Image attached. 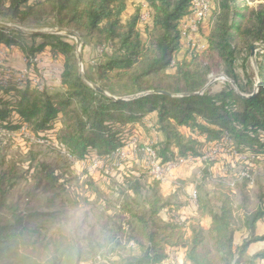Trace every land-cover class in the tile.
Returning a JSON list of instances; mask_svg holds the SVG:
<instances>
[{
  "label": "trees",
  "instance_id": "obj_1",
  "mask_svg": "<svg viewBox=\"0 0 264 264\" xmlns=\"http://www.w3.org/2000/svg\"><path fill=\"white\" fill-rule=\"evenodd\" d=\"M29 1L0 0V22L14 26L51 22L52 27L72 30L93 46H106L100 47L94 57L93 77L86 75L88 80L114 98L145 95L115 101L86 85L76 71V45L70 38L0 28V45H5L0 47L55 59L60 66L59 88L64 91H40L39 84L44 80L35 69L32 78L25 81L0 72V130L25 127L38 139H58L80 161L109 157L127 146L135 138L137 126L145 124L164 136L161 150L152 149L161 166L180 159L189 166L201 163L200 157L210 146H220L222 153L235 152L250 160L264 158V51L256 57L260 83L254 96L251 81L245 78L241 82L234 68L239 47L248 51L255 43L264 46V5L252 10L239 0H211L210 15L197 34L199 37L203 32L205 23L210 25L205 47L190 56L193 49L182 47L178 24L189 14L192 0H143L150 14L144 38L137 30L138 16L121 21L126 0ZM82 44L85 46V42ZM197 56L202 57L200 62ZM220 64L238 91L252 97L239 96L228 83L220 90L208 87L202 95L178 97L199 93ZM50 175L43 176V188H52L53 173ZM1 176L0 264H83L96 259V250L82 248L74 238L60 232L41 234L34 221L43 214L8 206ZM152 179L157 186L161 183ZM131 189L134 195H140L137 185ZM216 193L211 205L197 202L201 213L210 219L212 249L202 247L200 228L190 226L191 236L183 240L182 225L162 218L167 205L154 191L140 208H125L135 224L128 239L137 247L138 255H128L122 263L110 260L115 251L107 250L106 245H99L98 250L109 264H159L171 252L178 255L183 248L190 264H244L242 257L248 247L264 241V236L255 235L257 223L264 219V193L258 209L245 223L248 238L237 247L230 192L219 184ZM256 260L264 261V252L247 264Z\"/></svg>",
  "mask_w": 264,
  "mask_h": 264
},
{
  "label": "rangeland",
  "instance_id": "obj_2",
  "mask_svg": "<svg viewBox=\"0 0 264 264\" xmlns=\"http://www.w3.org/2000/svg\"><path fill=\"white\" fill-rule=\"evenodd\" d=\"M9 1L6 0V3ZM37 1L39 0H30L28 4ZM238 3L255 10L260 5H264V0H239ZM145 12L150 17L143 0H126V10L121 16L123 23L138 16L137 30L143 38L148 34L150 27L141 20ZM51 25L52 23L49 22L42 26L24 24L18 27L50 31L55 28ZM210 28V25L205 23L203 32L194 39V46L199 43L201 45L202 41L205 45L206 34ZM178 29L181 41L184 43L185 35L180 29V24ZM69 31L79 37L76 32ZM83 42L85 46H81L80 50L82 58L84 55L82 70L85 75L93 77L92 70L95 65L93 59L99 54L100 47L106 46H93L81 40V43ZM7 50L0 56V69L17 76L24 68L21 53ZM196 52L198 51L193 49L190 56ZM42 56L39 66L34 68L41 80L42 76L46 75L45 72H49L50 62L55 60L49 55ZM56 56L60 57L58 54ZM196 58H198L197 62L202 59L201 56ZM75 59L78 72V61L77 58ZM234 68L241 82L247 78L252 86H255L257 71L251 61L250 50L246 51L245 48L239 47ZM214 74L209 80L219 75L222 77L213 81L208 87L212 90H220L224 83H228L225 81L223 65L220 64L217 73ZM59 78L60 75L56 72L44 77V86L53 89L52 92L63 93L57 83ZM182 130L187 133L186 130ZM134 135L135 138L131 139L127 146L111 153L109 157H93L80 161L74 159L61 146V141L58 139L44 141L38 139L31 131L28 136L21 130L0 133V174L3 178L1 190L5 195L6 204L20 210L34 209L43 214L34 221L35 226L40 227L41 234L49 236L60 232L66 237L74 238L82 248L96 250V259L83 264H109L108 258H103L102 250H98L99 245H106L107 250L111 248L115 251L113 256L109 257L110 260L119 259V262L123 263L128 255H138L137 247L128 239L130 230L135 224L125 208H140L154 191L158 193L162 203L167 205L161 212L162 218L182 225L180 230L183 240L190 238V226L200 228L203 238L202 247L212 249L213 242L208 234L210 219L206 214L201 213L198 203L195 206L192 204L191 194L196 191L197 202L207 201L211 205L217 195V187L221 184L229 190L232 201L234 245L240 246L248 238L245 223L258 209L259 198L264 193V158L235 159L228 154L219 153L207 163L181 167L175 172L173 179L161 182L157 186L149 172L145 150L147 148L161 150L164 136L152 130L151 124L137 126ZM51 172L54 182L52 188H43L45 181L43 176L47 174L50 177ZM135 185L139 187V196L132 192L131 187ZM255 235L264 236V219L257 223ZM117 240L120 244H116ZM105 251L104 249L103 252ZM163 252H167L166 248ZM260 252H264V241L251 244L243 255L242 262L247 264ZM184 254V248L180 249L179 264H190ZM159 264L172 263L166 257ZM255 264H264V261L256 260Z\"/></svg>",
  "mask_w": 264,
  "mask_h": 264
},
{
  "label": "built area",
  "instance_id": "obj_3",
  "mask_svg": "<svg viewBox=\"0 0 264 264\" xmlns=\"http://www.w3.org/2000/svg\"><path fill=\"white\" fill-rule=\"evenodd\" d=\"M209 14V9L207 7V0H197L192 2V8L189 11V14L187 17L180 22V29L182 33L185 35V42L183 44H186V46H182L184 49L189 50V49H195L197 51H201L204 49V41H202V44L200 43L197 46H194V39L197 37L198 34V29L200 24L207 18ZM150 17L147 15V12L143 13V23H148ZM7 52V49H0V56L4 55L5 52ZM21 61L23 64V69L22 72H19L17 76V80L25 81L27 79H31L33 74H34V68L38 67L40 64V57L38 56H26L24 54H20ZM49 72H45L46 75L42 76V79L47 76H51L53 73H60V67L58 66V63L56 60H52L50 62V68H48ZM0 72H3L0 69ZM43 73V72H42ZM44 74V73H43ZM16 75V74H14ZM44 80V79H43ZM59 83V81H57ZM44 81L43 83L39 84V90L40 91H51L50 89L46 88L44 86ZM21 132L24 135L28 136L27 130L25 127H22ZM0 133H4V131L0 130ZM119 153V152H118ZM121 153V152H120ZM145 153L147 154L148 158V168L151 176L160 182H165L170 179H173V176L175 172H177L181 167L185 166V160H177L174 162H170L164 166H161L158 161L155 152L147 148L145 150ZM222 153V149L220 146H210L207 147L206 150L204 151V154L200 157V162L202 163H207L213 159V157L216 154ZM229 156L235 158V159H241L245 158L244 156H240L236 154L235 152L231 153H226ZM191 201L192 204L195 206L197 203V192L193 191L191 194ZM169 260L171 261L172 264H179V258L178 255L175 253H170L168 255Z\"/></svg>",
  "mask_w": 264,
  "mask_h": 264
},
{
  "label": "water",
  "instance_id": "obj_4",
  "mask_svg": "<svg viewBox=\"0 0 264 264\" xmlns=\"http://www.w3.org/2000/svg\"><path fill=\"white\" fill-rule=\"evenodd\" d=\"M0 28L1 29H4L6 31H15V32H20V33H23V34H28V35H39V34H52V35H59V36H64V37H67V38H70L72 40L75 41V55H76V58H77V61H78V67H79V70H78V75L79 77L82 79V81L88 85L89 87H91L92 89H94L96 92L100 93V94H103L115 101H128V100H131V99H134V98H138V97H141V96H144L145 94H139V95H134V96H130V97H123V98H114L108 94H106L104 91L100 90L98 88L97 85L93 84L92 82H90L88 80V78L86 77V75L83 73V70H82V66H83V62H82V56H81V46H82V43H81V40L79 37L76 36V34H74L73 32L71 31H68V30H62V29H58V28H54L53 30H50V31H42V30H27V29H23V28H20L18 26H14V25H11V24H7V23H4V22H0ZM249 50H250V58H251V61L253 63V66L254 68L256 69L257 71V65H256V60H255V55L256 53L259 51V52H263L264 51V46L263 45H260V44H252L251 46H249ZM220 77L222 76H216L214 77V79L212 80H209L208 83L206 84V86L199 92V93H196V94H188V95H180L178 97H186V96H196V95H202V93L206 90V88L211 84L213 83V81H216L218 79H220ZM256 77H257V82L254 86V92L252 94V96H254L257 91H258V87H259V83H260V78L258 76V71L256 73ZM226 78V77H225ZM226 82L230 83V85H232L233 89L236 91V93L243 97V98H249V97H252V96H246V95H242L236 85L230 81L229 79L226 78L225 80ZM155 94H162V95H167V96H172L168 93H164V92H154ZM150 94V93H148Z\"/></svg>",
  "mask_w": 264,
  "mask_h": 264
},
{
  "label": "bare ground",
  "instance_id": "obj_5",
  "mask_svg": "<svg viewBox=\"0 0 264 264\" xmlns=\"http://www.w3.org/2000/svg\"><path fill=\"white\" fill-rule=\"evenodd\" d=\"M194 1H197V0H192L191 1V7H190V9L192 8V2H194ZM207 7H208V9H209V13H210V8H211V2H210V0H207ZM209 15V14H208ZM208 17V16H207ZM206 19V18H205ZM182 35V34H181ZM183 38V37H182ZM185 42V41H184Z\"/></svg>",
  "mask_w": 264,
  "mask_h": 264
},
{
  "label": "crops",
  "instance_id": "obj_6",
  "mask_svg": "<svg viewBox=\"0 0 264 264\" xmlns=\"http://www.w3.org/2000/svg\"><path fill=\"white\" fill-rule=\"evenodd\" d=\"M52 90H53V89H52ZM52 90H51V91H52Z\"/></svg>",
  "mask_w": 264,
  "mask_h": 264
}]
</instances>
